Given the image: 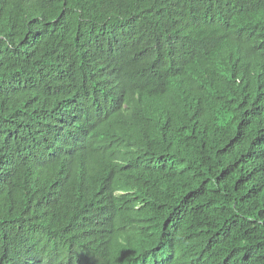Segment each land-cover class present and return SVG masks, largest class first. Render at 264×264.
I'll return each mask as SVG.
<instances>
[{"label":"trees","instance_id":"obj_1","mask_svg":"<svg viewBox=\"0 0 264 264\" xmlns=\"http://www.w3.org/2000/svg\"><path fill=\"white\" fill-rule=\"evenodd\" d=\"M0 264H264V0H0Z\"/></svg>","mask_w":264,"mask_h":264}]
</instances>
